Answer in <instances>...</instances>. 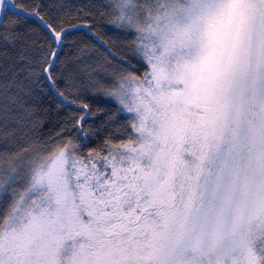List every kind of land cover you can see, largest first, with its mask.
Masks as SVG:
<instances>
[{
    "label": "snow or ice",
    "instance_id": "1",
    "mask_svg": "<svg viewBox=\"0 0 264 264\" xmlns=\"http://www.w3.org/2000/svg\"><path fill=\"white\" fill-rule=\"evenodd\" d=\"M31 7L0 0V59L22 44L32 82L69 111L45 141L4 134L0 264H264V0H103L76 15L63 0ZM19 17L38 28L18 31ZM4 87L7 126L17 98Z\"/></svg>",
    "mask_w": 264,
    "mask_h": 264
},
{
    "label": "trees",
    "instance_id": "2",
    "mask_svg": "<svg viewBox=\"0 0 264 264\" xmlns=\"http://www.w3.org/2000/svg\"><path fill=\"white\" fill-rule=\"evenodd\" d=\"M50 0H14L20 8H26L28 11H32V5L34 4H47ZM63 2L68 5L65 11L70 12L72 15L77 14V9L84 8V11H95V9H89L84 6L86 5H96L102 3L103 0H63ZM83 16V12L79 13ZM18 19L13 12L8 13V22L11 23L12 20ZM21 20V25L18 28V31L27 35L29 29H37L38 25L34 22V19L28 18L25 20L24 17H19ZM82 22V21H77ZM97 28H100L107 32V36L111 37L115 41L114 51L122 55L127 49L123 46L121 39L118 38L116 33L109 32L107 29L102 28V24H97ZM2 31V29H0ZM85 36L83 31L74 32L71 39H79L80 37ZM74 45L69 43L65 46L64 52L66 54H71ZM4 50L3 41L0 40V51ZM22 50V44H17L15 47L11 45L8 46V51L10 52L11 58L5 62L3 59H0V108H3L6 103L5 99V84H8L7 95L15 96L17 98L16 103H8V121L7 126L5 122L0 119V147L5 143L4 134L8 133L7 142L9 144L16 145H25L29 141H45L50 136H53L56 131H59L60 127L64 124V117L68 114V109L60 108L57 109L56 105L58 100L55 98L54 94L49 90L46 82L41 80L39 84L32 82L27 65L20 61L19 53ZM63 58V57H62ZM95 66L94 61L87 62ZM135 63V61H133ZM115 64V61H113ZM82 71L79 72V76L83 83L87 84L88 82V73L92 72V68L86 66H81ZM126 67V66H124ZM13 71L17 74L13 76ZM129 71H132L129 69ZM143 69L137 75H141ZM7 73V75H5ZM94 76L103 78V72L93 73ZM82 99H85L86 102L91 104L94 108L100 107L102 109L114 111L116 105L105 100L101 96H93L92 94L85 92L82 96ZM25 109H35V113L29 115ZM72 111H75L73 108ZM2 116V113H0ZM34 119H40L41 123L37 126H33L31 121ZM103 119V117H101ZM101 119L89 120V124L99 126ZM117 119L123 122V116H118ZM75 135V134H74ZM103 137V131L100 132V135L95 138L90 147H96L97 144L101 142Z\"/></svg>",
    "mask_w": 264,
    "mask_h": 264
},
{
    "label": "water",
    "instance_id": "3",
    "mask_svg": "<svg viewBox=\"0 0 264 264\" xmlns=\"http://www.w3.org/2000/svg\"><path fill=\"white\" fill-rule=\"evenodd\" d=\"M13 3H14V0H13Z\"/></svg>",
    "mask_w": 264,
    "mask_h": 264
}]
</instances>
